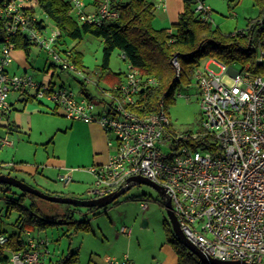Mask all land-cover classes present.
<instances>
[{
    "label": "built area",
    "instance_id": "2783aa9c",
    "mask_svg": "<svg viewBox=\"0 0 264 264\" xmlns=\"http://www.w3.org/2000/svg\"><path fill=\"white\" fill-rule=\"evenodd\" d=\"M70 2L71 13L80 22L100 24L118 17L110 0H100L91 11L82 0ZM34 4V0L0 3L6 33H23L33 45L46 50L53 64L75 72L86 90L75 92L26 74L9 75L14 45L6 41L0 45V119H8L12 111L8 102L11 91H31L36 99L52 101L70 120L97 122L115 141L109 142L113 150L108 160L88 169L94 177L90 198L119 190L132 176H144L164 188L182 232L206 254L220 260L264 264V37L255 62L259 71L236 69L234 63L214 58L195 70L190 85L197 91L200 128L180 132L172 128L162 100L158 110L144 113L140 94L158 81L143 74L123 52L127 69L122 80L107 87L96 83L104 98L95 101L87 88L92 80L71 60L70 50L55 47L61 36L59 29L55 26L47 32V28L33 24L36 12L31 16L26 9ZM153 4L162 7L164 0H153ZM193 7L203 20L210 21L212 9L204 0H194ZM171 63L177 79L179 61L173 57ZM203 136H207L206 141L201 140ZM204 143L212 144V149ZM0 145H12V141L5 136ZM60 179L67 184L69 172ZM120 231L129 233L125 227ZM18 239L21 243L12 249L8 235L0 233V247L9 248L6 253L0 250L4 255L0 264H61L52 260L49 240L38 232L24 229ZM100 264L136 263L127 256H106Z\"/></svg>",
    "mask_w": 264,
    "mask_h": 264
},
{
    "label": "rangeland",
    "instance_id": "374dc122",
    "mask_svg": "<svg viewBox=\"0 0 264 264\" xmlns=\"http://www.w3.org/2000/svg\"><path fill=\"white\" fill-rule=\"evenodd\" d=\"M82 1L86 5L85 9L91 11L92 8L88 5L90 0ZM204 1L212 9L210 21L213 26H217L224 34L244 29L248 19L255 18L259 13V8L254 0ZM36 15L38 18L44 19L47 24V32L53 29V22L38 7H36ZM152 24L155 29H161L170 27L172 23L169 19L164 21L154 18ZM61 41H58L56 45L58 50L68 48L72 44V40L67 37H64V44H61ZM76 48L83 54L84 74L92 80L90 84H87L88 91L95 101H99L104 98V95L97 88L96 83L102 87L110 85L108 80L101 78L102 41L98 37L87 34L78 42ZM121 54L122 52L118 49L111 53L109 69L115 73L122 72L123 75L127 69V62L123 60ZM28 56V61L33 65H29L25 73L23 68H19L17 70L19 75L27 73L26 75H31L35 79H41L43 75L50 77L52 74L53 80L57 81V84L62 81L66 87L72 88L75 92L80 89V84L74 79V77H78L75 72L62 70L58 65L50 66L47 73L43 72L42 69L49 66L48 62L52 61L46 50L32 45ZM10 57L12 59V53ZM210 58L201 60L200 65L203 67ZM240 66L238 63L234 65L236 69H239ZM210 67L215 71L219 70L215 64H211ZM196 92L195 86H187L184 80L175 88V100L164 108L173 129L182 132L196 131L200 128L201 111L195 96ZM48 103L54 106L52 101H48ZM61 118L69 120L66 117ZM5 120V118L0 119V124ZM112 136L114 137L113 134ZM10 139L15 138L10 137ZM64 139L65 136L62 133L56 135L57 143H64ZM13 152V148H1L0 160H10ZM90 167L91 165L87 168L81 167V170H87ZM1 172L10 173L12 176L18 175L7 168L2 169ZM88 172L84 173L83 192L78 194L82 199L91 197L89 193L84 192V189L92 185L94 179L93 174ZM26 181L28 180L26 179ZM26 183L45 192L43 188L35 186L32 182ZM19 191L12 186L7 191L0 188V232H11L15 229L12 222L17 218V211L12 207L9 208L5 199ZM31 201L35 203L40 215L54 221L38 232L40 236L49 240L50 256L54 262L69 252L77 254L76 264H95L97 259L102 260L106 256L114 258L127 256L136 264H154L158 261L168 263L174 258V249L167 241V234L172 230L171 222L160 194L147 184H132L113 202L92 212H89L85 207H78V211H75L71 219L62 216V213L68 208L67 204L51 202L40 197L31 199L26 197L23 203L29 205ZM143 204L146 206L143 207ZM81 220H87L89 230H75L73 223H69ZM121 227L128 229L129 233L121 232ZM8 249L6 245L0 247V250L5 253Z\"/></svg>",
    "mask_w": 264,
    "mask_h": 264
},
{
    "label": "trees",
    "instance_id": "16d2710c",
    "mask_svg": "<svg viewBox=\"0 0 264 264\" xmlns=\"http://www.w3.org/2000/svg\"><path fill=\"white\" fill-rule=\"evenodd\" d=\"M5 1L7 0H0V3ZM254 1L259 8L258 15L248 19L244 29L227 34L213 26L211 21H205L195 13L194 0H183L184 7L177 21L170 27L161 29L153 27L156 7L150 0H110L111 7L118 11V17L103 20L100 24L78 21L71 13L70 0H34V6L26 10L32 16L38 7L59 29L61 36L55 47L60 40H62L61 44H64V37L72 41H80L87 34L100 38L102 41L101 78L108 80L110 84L122 80L120 72L115 73L109 69L111 53L115 49L123 52L127 60L138 67L143 74L156 77L157 85L141 92L139 97V101H143L146 106L144 112L146 113L158 110L160 100L163 102V108L172 103L175 100V88L183 80L189 86L193 82L195 70L201 66L200 62L205 58L211 57L227 64L238 63L241 65L240 68L249 70H261L255 62L263 45L264 0ZM99 3L100 0L89 2L94 7ZM33 24L39 29L47 27L42 18L35 19ZM6 41L12 43L14 49H22L26 54L33 45L23 33L7 34L0 12V45ZM67 50L65 48L59 51ZM69 50L71 60L83 68L82 54ZM173 57H176L180 64V75L177 79H174L175 70L171 63ZM75 79L79 82L80 88L86 90L85 85L79 79ZM201 140L206 141L207 136H203ZM212 146V144L204 143L205 148L212 149ZM6 174L10 175V173ZM9 187L11 185L0 184V188L4 191H7ZM26 197L31 199L37 196L20 190L5 199L8 207L17 211V218L12 222L15 229L11 232H0L8 235L10 239L8 245L12 249H17V244L21 243L18 238L21 237L24 229L29 228L39 232L54 222L40 215L33 201L25 205L23 201ZM67 205L68 208L62 216L71 219L79 206ZM85 208L89 212L97 209L96 207ZM69 223H73L75 230H89L87 220ZM167 241L176 252L177 264H204L176 238L172 230L167 234ZM3 256L0 251V259ZM57 260L61 264H76L77 254L69 252Z\"/></svg>",
    "mask_w": 264,
    "mask_h": 264
},
{
    "label": "crops",
    "instance_id": "0c3cea01",
    "mask_svg": "<svg viewBox=\"0 0 264 264\" xmlns=\"http://www.w3.org/2000/svg\"><path fill=\"white\" fill-rule=\"evenodd\" d=\"M88 5L92 10L95 8L91 4ZM183 7V0H164L162 7L155 8L154 18L164 21L169 19L174 23ZM52 26L55 27L54 24ZM78 42L72 41L70 47L66 49L81 53L76 48ZM11 53L12 59L10 57V65L7 68L9 75H19L17 73L19 68H23L25 73L28 66L33 65L28 61L29 53L26 54L24 50L14 49ZM47 65L42 69L44 73L48 72L50 66H57L52 61ZM33 79L66 86L62 81L57 84L52 74L50 77L43 75L41 79L34 77ZM8 102L12 111L8 119L0 124V139L5 136L15 139H10L12 145H0V149L10 147L14 152L10 160H0V172L4 168L11 169L18 174L17 178L23 181L27 179L35 186L43 188L45 192L79 197L78 194L83 192L84 173L88 172V169H85V172L81 167L87 168L90 165L105 163L113 150L109 142L113 143L115 138L111 133L105 132L97 122L84 123L61 118L65 116L59 109L51 106L46 99H36L31 91H11ZM58 133L65 136L62 144L56 141ZM64 172H69L71 177L67 184L60 179V175ZM90 187L84 189V192L89 193ZM102 260L97 259L95 264L102 263ZM163 264H177L175 250L172 261Z\"/></svg>",
    "mask_w": 264,
    "mask_h": 264
},
{
    "label": "water",
    "instance_id": "95a60500",
    "mask_svg": "<svg viewBox=\"0 0 264 264\" xmlns=\"http://www.w3.org/2000/svg\"><path fill=\"white\" fill-rule=\"evenodd\" d=\"M130 183L119 190L113 191L109 194H106L104 196L98 197V198H76L72 196H64V195H55V194H49L46 192H43L25 181L9 175L5 173H0V184H8L13 187L18 188L22 192H27L34 194L37 197H40L42 199L55 202V203H63V204H71L76 205L79 207H104L111 202H113L120 194H122L124 191L130 188V186L134 183H143L147 184L154 189L158 191V193L161 196L163 206L166 209L168 218L171 222L172 231L176 238L188 249L190 250L194 255H196L202 263L204 264H250L246 263L240 260H220L217 258H214L208 254H206L204 251H202L199 247H197L193 242H191L182 232L181 227L179 226L177 217L172 209V204L170 199L166 196L165 190L162 186L154 183L153 181L149 180L148 178L144 176H132L128 179ZM256 264V263H252Z\"/></svg>",
    "mask_w": 264,
    "mask_h": 264
}]
</instances>
